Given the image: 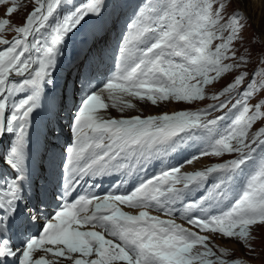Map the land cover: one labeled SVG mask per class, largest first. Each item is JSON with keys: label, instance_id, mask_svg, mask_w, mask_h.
<instances>
[{"label": "snow or ice", "instance_id": "obj_1", "mask_svg": "<svg viewBox=\"0 0 264 264\" xmlns=\"http://www.w3.org/2000/svg\"><path fill=\"white\" fill-rule=\"evenodd\" d=\"M250 2L146 0L118 45L115 73L86 95L74 117L73 141L65 150L63 188L57 197L59 208L52 214L43 202L27 208L15 224L25 239L21 247L12 243L10 217L17 202L24 200L30 116L41 106L44 84L52 83L65 38L86 18H102L108 0H35L37 6L22 25L0 18V135L13 134L4 163L16 173L0 177V264H247L213 238L235 241L248 254L255 253L254 232L264 228V156L227 210L205 211L204 196L181 203L179 212L190 227L150 215L148 209L175 216L176 202L184 192L213 173H219L220 179L209 189L212 198H226L232 173L252 159L258 145H264V27L247 33L250 18L244 7H234ZM9 4L5 17L19 9L16 0H0V6ZM65 7V14L53 21L57 9ZM5 30L17 35L7 39ZM226 78L212 96L218 102L203 109L146 117L107 115L109 108L123 112L135 107L132 98L152 105L202 100L206 86ZM25 90L29 94L17 102L16 95ZM233 110L235 119L217 133L219 138L210 149L215 156L235 153L236 158L189 173H181L180 167L162 170L130 194L90 193L69 199L85 176L130 172L153 156L175 149L194 130L212 132ZM213 112L222 115L211 117ZM206 154L208 149L199 153ZM121 205L140 211L132 214ZM27 220L43 221L38 236L25 232ZM89 226L103 231L86 230ZM49 254L56 261L48 259Z\"/></svg>", "mask_w": 264, "mask_h": 264}, {"label": "rangeland", "instance_id": "obj_2", "mask_svg": "<svg viewBox=\"0 0 264 264\" xmlns=\"http://www.w3.org/2000/svg\"><path fill=\"white\" fill-rule=\"evenodd\" d=\"M16 2L19 5V9L11 17H5L6 7L10 6V4L0 6V18H9L14 26H20L23 24L24 18H26L27 13L30 12L37 5L35 4V0H16ZM135 2H136L135 6H140V7L138 9L134 7L133 10L132 11L130 10V12L128 13V16L132 20L134 19L138 10L144 5L146 0H108V7L106 8L105 12L110 7L116 6L117 4H122L125 8H127L128 5L130 4L133 5V3ZM236 6L244 7L245 12L248 14L250 18V27L247 29V33H251L254 30H259L260 28L264 27V0H251V2L248 4L240 3L239 5H234V7ZM61 9L62 8H58L57 12L60 11ZM123 12L124 10H122L121 8H117L114 14L111 15L105 22H103V24H98V25H94V24L98 23L99 21L103 19H100V18L99 19L97 18L87 19L86 18V20L84 21V23H82V26L79 27L78 30H76L74 33H69L71 37L65 38V42L67 43L69 41H72L78 38V33H80V30L83 28L84 25L86 27L84 31L85 33H87L88 36L102 34V31L108 32L110 33V36H108L107 39H109L110 43L113 42L114 35H117L118 37L119 34L123 35L124 33L119 28L115 30V27H118L120 22L124 23V27H125L126 21H124V18H125L124 15L122 16ZM256 18H259L258 22H255ZM103 34L101 38H97V41L99 44L102 41L103 42L106 41V38L104 37ZM3 35L5 38L11 39L10 38L11 36H14V35L16 36L17 34L14 31L5 30ZM111 50H115V49L111 48ZM57 76L59 78L64 79L65 78L64 71L63 70L60 71ZM227 79L229 78L218 81L214 86L212 85L206 86L205 87V98L202 100L194 101L191 103H179L175 101H165V102H158L157 105H152L150 102L146 100L141 101V100L132 98L131 102L135 105V107L130 108V109H125L123 112H121L118 108H109L107 109V115L113 118H128V117L137 116V115L146 117L148 115L163 114L164 112L171 113L176 110L196 111L198 109H203V108H206L209 104L218 102V101L213 100L212 96H214L218 92V90H220L221 86L227 82ZM56 83H59V82H56ZM19 99L20 98H16L17 102ZM106 103H109V101H106ZM235 112L236 110H233L231 113H229V115L223 121H220L216 126H214L215 130L216 131L220 130L221 132L226 128V126L228 127L229 124L232 122V120L235 119V116H236ZM216 115H222V113L221 112L211 113V117H214ZM259 126L260 125H257V127ZM215 136L217 137V135ZM236 155L237 154L235 153H224L221 156H215L211 154V149H210V152L206 154L205 156L192 160L191 163H187V165L185 166L183 165V167L180 168V171L181 173H189V172L197 171L198 169L204 170L207 167L212 166L213 164L223 163L227 161L228 159L235 157ZM259 159H260V156L258 152L255 151L253 153L252 159H250L245 166L240 167V173L243 177L242 179L243 185L245 184L247 177L254 171V168L258 164ZM215 178L220 179V174L218 173L215 176ZM239 195L240 193L235 195V199H237ZM133 211H136V210H133ZM97 230L101 231V229H97ZM201 234H207V233H201ZM254 236L256 237V239L253 241V245L256 249L254 254H248L247 249L242 248V247H240L241 252H239L236 249H232V247L228 246L231 240L225 241L218 236L213 238V242L217 245L227 246L231 250H234L236 257L244 258L247 261V264H264V228L255 230Z\"/></svg>", "mask_w": 264, "mask_h": 264}, {"label": "bare ground", "instance_id": "obj_3", "mask_svg": "<svg viewBox=\"0 0 264 264\" xmlns=\"http://www.w3.org/2000/svg\"><path fill=\"white\" fill-rule=\"evenodd\" d=\"M258 19L259 18H256L255 19V22H258ZM107 29V28H106ZM104 32L102 31V34H103ZM102 34H96V35H91V38L92 39H97V38H101L102 37ZM99 45H102L101 43L99 44ZM72 96V93H71V89H69L68 90V97H71ZM65 117H68V115H69V112H66V113H64L63 114ZM140 211V209H137L136 211H133L135 214H138V212ZM149 213H150V215L152 214V211H149ZM175 220V219H174ZM176 221V220H175ZM177 222V221H176ZM89 230H97L96 228H91L90 226H89ZM98 231V230H97ZM193 231H195V230H193ZM228 246H230V247H232V249H236V250H238L239 252H241V246L238 244V243H236V242H233V241H230L229 242V244H228ZM48 259H50V260H53V261H56V259L57 258H55V257H49Z\"/></svg>", "mask_w": 264, "mask_h": 264}]
</instances>
